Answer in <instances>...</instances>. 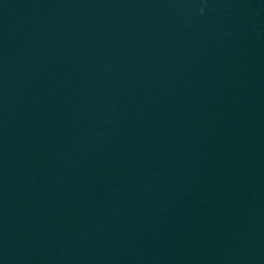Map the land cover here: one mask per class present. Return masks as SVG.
Listing matches in <instances>:
<instances>
[{
	"label": "water",
	"instance_id": "1",
	"mask_svg": "<svg viewBox=\"0 0 264 264\" xmlns=\"http://www.w3.org/2000/svg\"><path fill=\"white\" fill-rule=\"evenodd\" d=\"M0 264H264V0H0Z\"/></svg>",
	"mask_w": 264,
	"mask_h": 264
}]
</instances>
